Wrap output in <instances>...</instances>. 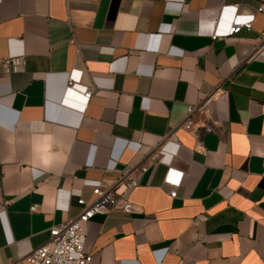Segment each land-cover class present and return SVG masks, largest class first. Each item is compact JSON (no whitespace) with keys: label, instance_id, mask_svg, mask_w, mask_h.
I'll list each match as a JSON object with an SVG mask.
<instances>
[{"label":"crops","instance_id":"0c3cea01","mask_svg":"<svg viewBox=\"0 0 264 264\" xmlns=\"http://www.w3.org/2000/svg\"><path fill=\"white\" fill-rule=\"evenodd\" d=\"M259 1L0 0V264L130 165L137 184L120 198L134 210L84 224L91 264H264V51L251 56L264 14L239 34L202 31L219 13L225 27L232 4L249 13ZM20 48L24 69L4 71ZM71 70L95 85L84 109ZM217 86L221 120L195 111L192 131L178 127L186 105ZM173 130L175 197L169 166L145 158ZM58 187L71 190L66 206Z\"/></svg>","mask_w":264,"mask_h":264},{"label":"built area","instance_id":"2783aa9c","mask_svg":"<svg viewBox=\"0 0 264 264\" xmlns=\"http://www.w3.org/2000/svg\"><path fill=\"white\" fill-rule=\"evenodd\" d=\"M231 6V14L225 27L221 28L219 25L222 19V15L219 13L212 17L207 29H202V31L208 33L212 39L239 34L251 29L256 13L260 12L264 14V0H260L255 6L254 11L249 13H239L238 4H232ZM12 41L16 40L9 38L10 44ZM17 41L20 42L22 39H18ZM263 51L264 30L259 33L257 44L253 48L251 56L260 57ZM2 66L6 72L22 71L25 67L22 48L18 50L11 49L3 59ZM80 78V72L68 71L66 83L80 88L85 101L81 108L84 109L95 85L93 83L78 82ZM223 92L222 88L217 86L213 91L202 95L196 102L188 103L185 115L177 126L192 131L194 126L193 113L195 111L204 113L211 123L219 122L221 119L216 112V104L219 101L218 94ZM174 138L175 134L173 130L169 135L162 136L159 141L150 145L148 152L145 154V158L149 161L154 163L163 162L169 166L165 182L172 186V189L169 191L172 197L176 196L177 187L181 185L183 179V171L173 169L170 166V161L176 155L179 148V142ZM134 168L135 165L120 168L117 177L111 184L103 187L95 186L92 189V197L90 199H85L78 195L79 211L75 215L51 225L47 239L10 264H91L92 255L84 247V224L94 215L104 214L116 206L125 212L134 210V205L130 200L120 198V195L124 191H129L137 184ZM70 193V189L58 187L56 192L57 205L66 206V200ZM61 197H63V201ZM37 208L38 205L35 203L30 205V210H36Z\"/></svg>","mask_w":264,"mask_h":264},{"label":"clouds","instance_id":"9594fccd","mask_svg":"<svg viewBox=\"0 0 264 264\" xmlns=\"http://www.w3.org/2000/svg\"><path fill=\"white\" fill-rule=\"evenodd\" d=\"M49 161H48V159L46 158L45 160H44V163L45 164H47Z\"/></svg>","mask_w":264,"mask_h":264}]
</instances>
